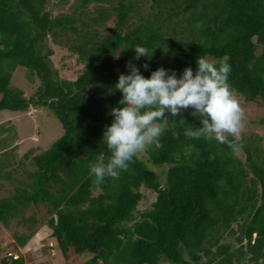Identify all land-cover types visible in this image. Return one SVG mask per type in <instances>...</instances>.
Here are the masks:
<instances>
[{"label":"trees","instance_id":"trees-1","mask_svg":"<svg viewBox=\"0 0 264 264\" xmlns=\"http://www.w3.org/2000/svg\"><path fill=\"white\" fill-rule=\"evenodd\" d=\"M48 1L0 0V111L45 107L64 130L33 156L30 168L19 160L20 178L7 170L16 163L13 149L0 152V176L17 182L12 194L0 197V222L8 226L20 217L29 229L14 233L18 255H5L0 264H25L20 248L37 222L25 212L40 204L49 215L52 248L66 264L82 254L89 258L81 264H261V135L241 136L235 151L186 138L185 128L201 119L188 108L166 117L163 134L147 148L151 164L166 166L162 177L137 156L119 179L96 185L89 164L110 155L102 134L113 120L111 108L120 106L122 93L113 90L128 63L146 78L160 67L179 78L186 67L195 73L199 56L217 67L227 62L232 93L264 102V0H151L146 10L142 0H74L70 13L57 15L46 9ZM48 35L56 44L63 35L71 40L68 47L84 63L76 79L59 77L52 50L44 47ZM137 45L149 57L135 59ZM18 65L39 80L31 96L11 85ZM11 134L0 125V147ZM143 190L154 195L141 210ZM228 235L234 242L225 241Z\"/></svg>","mask_w":264,"mask_h":264},{"label":"clouds","instance_id":"clouds-1","mask_svg":"<svg viewBox=\"0 0 264 264\" xmlns=\"http://www.w3.org/2000/svg\"><path fill=\"white\" fill-rule=\"evenodd\" d=\"M132 48L135 59L149 57L146 47ZM196 64L195 73L191 67H186L179 78L175 70L169 74L163 67L146 78L135 64L126 65L128 74L119 75L113 90L122 93L120 106L111 108L109 114L113 120L102 134V142L110 155L106 160L101 156L89 164L94 184L100 185L106 178L119 179L135 157L158 142L165 130L161 122L188 108L193 109V116L201 119L198 127L185 128L186 138L215 140L234 151L239 147L237 142L245 127L244 109L228 83L230 65L220 62L217 67L202 56L197 58ZM143 67L147 69L148 64Z\"/></svg>","mask_w":264,"mask_h":264},{"label":"rangeland","instance_id":"rangeland-1","mask_svg":"<svg viewBox=\"0 0 264 264\" xmlns=\"http://www.w3.org/2000/svg\"><path fill=\"white\" fill-rule=\"evenodd\" d=\"M145 3V8L141 6L142 10H146L151 3V0H142ZM74 0H49L46 4V9L50 10L52 15L60 13H70V6ZM89 11L94 9L92 4L89 6ZM180 17L172 18L173 24L180 22ZM113 25L112 19L107 21L105 29ZM66 36H62L59 44H56L52 37L48 35L44 38V47L50 48L52 54L50 60L53 67L57 70L58 75L62 79L74 80L81 73L84 68V63L79 61L78 54L71 51L68 47L70 43L66 41ZM209 59V58H208ZM210 60V59H209ZM38 78L31 77L27 68L24 66H16L13 71L11 85L22 89L27 96L34 94L36 86L38 85ZM238 99L241 107L244 109V129L241 136H250L252 134H259L263 137L262 145L264 147V124L261 120L264 118V102L245 101L241 95L233 93ZM0 125L10 128L12 134L7 140L5 147H0V152L3 150L13 149L14 159L16 163L8 167L14 177L23 176L22 166L19 165L21 159L30 168V162L33 161V156L39 154L41 151L48 148L53 141L60 137L64 130L57 119V117L45 107H29L26 111H0ZM4 132L2 135H6ZM236 154L241 156V151L237 150ZM27 155V158H24ZM147 165L157 172L159 176H163L166 166H156L151 164L148 160L147 149L138 155ZM13 168H16L14 170ZM17 182L6 177L0 176V197H7L14 192ZM145 198L141 200L138 208L144 209L148 202L152 200L154 194L144 191ZM31 214L36 215L37 222L35 224V233L28 239L25 246L20 248V252L25 255V264H66L64 259L60 256V252L52 245L54 240L50 238L51 229L48 228L46 220L48 214L46 206L40 204L38 208L31 206L25 212V216ZM29 232L28 224L23 223L20 217H14L10 220L9 225L5 226L0 222V260L5 255L11 253L17 256L18 253L13 249L12 243L15 244L14 233L26 234ZM225 241H233L234 236L228 235ZM48 246V247H47ZM89 258L88 255L82 254L77 256L75 262L72 264H81ZM260 263L264 264V259H260ZM167 264V263H163Z\"/></svg>","mask_w":264,"mask_h":264}]
</instances>
